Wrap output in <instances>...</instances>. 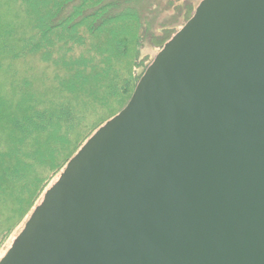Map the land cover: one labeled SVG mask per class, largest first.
I'll return each mask as SVG.
<instances>
[{
    "label": "water",
    "instance_id": "obj_1",
    "mask_svg": "<svg viewBox=\"0 0 264 264\" xmlns=\"http://www.w3.org/2000/svg\"><path fill=\"white\" fill-rule=\"evenodd\" d=\"M0 264H264V0H202Z\"/></svg>",
    "mask_w": 264,
    "mask_h": 264
},
{
    "label": "trees",
    "instance_id": "obj_2",
    "mask_svg": "<svg viewBox=\"0 0 264 264\" xmlns=\"http://www.w3.org/2000/svg\"><path fill=\"white\" fill-rule=\"evenodd\" d=\"M132 1L0 0V74L10 88L29 89L24 96L0 92V248L81 146L127 106L152 62L141 56L144 39L158 52L194 12L187 11L180 27L153 36ZM84 47L89 53L80 55ZM60 48L69 58L54 65ZM26 58L65 76L51 79L60 103L39 94L29 76L10 75Z\"/></svg>",
    "mask_w": 264,
    "mask_h": 264
},
{
    "label": "rangeland",
    "instance_id": "obj_3",
    "mask_svg": "<svg viewBox=\"0 0 264 264\" xmlns=\"http://www.w3.org/2000/svg\"><path fill=\"white\" fill-rule=\"evenodd\" d=\"M136 1H137L136 4L141 9V15L144 21L145 28H148L149 32L151 31L152 35L155 36L160 33L161 29L180 27L182 22L184 21L183 17L187 13V11L196 8L202 0H136ZM131 2L133 1L131 0ZM90 44L93 46V48H96L98 46L96 41H91ZM105 50L107 52L111 51L109 47H107ZM86 53H89V49L86 47L79 50L80 55L81 54L86 55ZM157 53H158L157 49L155 47L153 48L151 42L144 39L143 46L141 49V56L145 58L144 60L145 61H147V59L153 60V58ZM64 57L69 58V55H66V51L64 48H60V51L57 54V56L52 57V61L54 65L60 64V59H64ZM145 61L144 63H146ZM16 67H17L16 70L13 69L14 71L10 69L11 71L10 75L12 76V74L15 73L16 76H18L17 81L29 76L34 83V86L38 88L39 94L48 93L49 95H51L52 99L54 100V101L52 100L53 103L56 104L60 103L61 100L58 98L59 97L58 94L60 90H58L57 93H53V92L51 93V88H56L53 85H51V79L54 80L56 78L55 80L57 82L65 81L64 78L65 76L62 73H60L59 70H54L53 66H50L49 64L42 65L39 62H37L36 59L32 60L31 58H26L22 64H17ZM78 70L79 68H76L75 72H78ZM11 79L13 80V78ZM9 80L10 79L6 78V74H0L1 93H4L5 95H10V94L18 95V93H20L23 96L26 93H28L29 89L27 90L23 87H20L18 90H16L15 87L10 88L11 80L10 81ZM15 81L16 80H13L14 82L13 86L16 85ZM31 89H33V86H31ZM58 176H56L52 180V182L49 184V187L56 181ZM42 197L40 198L38 204L41 202ZM30 214L18 226L17 230L2 245V247L0 248V259L5 255L7 250L10 248L12 241L14 240L15 236L21 231L24 223L26 222Z\"/></svg>",
    "mask_w": 264,
    "mask_h": 264
}]
</instances>
